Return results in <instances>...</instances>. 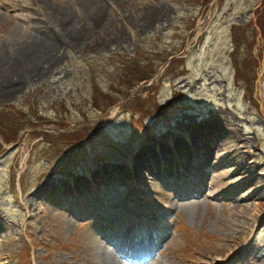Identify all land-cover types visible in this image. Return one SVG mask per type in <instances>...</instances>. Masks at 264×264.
<instances>
[{"label": "rangeland", "instance_id": "obj_1", "mask_svg": "<svg viewBox=\"0 0 264 264\" xmlns=\"http://www.w3.org/2000/svg\"><path fill=\"white\" fill-rule=\"evenodd\" d=\"M147 1L107 2L103 27H95L99 18L80 0H48L76 17L75 37L87 35L78 45L68 43L71 35L60 43L56 66L44 76L22 83L21 74L13 76L2 90L17 89L0 90V125L13 112L20 128L34 125L28 127L55 136L65 131L69 139L41 142L12 123L17 138L9 144L0 131V264H95L97 243L117 240L129 257L156 250L153 259L161 264H264V27L257 22L264 0H152L151 7L167 8L162 15L148 13ZM45 21L64 40L65 25L52 22L40 1L0 0V53L26 38L46 37ZM237 28L255 37L252 46L240 45L256 59L249 81L236 75L231 56ZM162 50L183 57L185 65L167 73ZM151 51L148 61L155 58L158 73L132 88L128 100L98 106L95 87L118 89L130 67L141 76V67L150 68L141 57ZM5 55L15 56L13 48ZM150 96L171 118L151 113L144 118L148 127H141L138 110L123 105ZM227 124L242 137L237 153L222 129ZM205 125L216 128L198 132ZM107 141L124 147V155L110 154ZM200 147H211L209 158L190 160ZM141 152L144 179L133 183L128 170L143 159ZM46 183L50 189L37 195ZM179 193L191 194L200 209L171 207Z\"/></svg>", "mask_w": 264, "mask_h": 264}, {"label": "bare ground", "instance_id": "obj_2", "mask_svg": "<svg viewBox=\"0 0 264 264\" xmlns=\"http://www.w3.org/2000/svg\"><path fill=\"white\" fill-rule=\"evenodd\" d=\"M39 1L40 4L43 6V8H45L47 13L49 14V17L52 20V22L56 23L57 25L58 23H63L65 25L63 29L64 31L63 34L65 35L64 40L62 35L58 31L53 29L48 21H45L46 23L45 29H47L48 32L46 37L44 38L35 37V38H31V40L26 38L23 41H18L15 42V44H10L11 46L7 45L6 49H4L5 51L3 53H0V90L2 91L1 93H6V95H9L12 91L17 89L16 86L12 85L8 89H5V91L2 90L3 87H6V85L9 82L13 81V76L15 74H21V77L19 79L21 83L26 82V80H29L30 78L36 79L38 77L44 76V74L49 73L51 69L55 68L56 66V62L58 61L61 51L60 48H58L60 43H63L64 41L68 42L66 38H69L68 36L71 35L73 38H71L70 42L68 43L72 45H78L79 43H81L82 38L86 37L87 35V31H86V33L83 32L82 36L75 37L78 34L76 32V28L73 29V26L75 25L77 19L75 16H72L73 14L69 12V10L63 7L58 8L56 6H53L50 2H48V0H38V2ZM110 1L112 0H80L81 5H83V7L85 8L86 12L89 13V15L97 16V19L99 18L98 23L101 24L98 26L95 24V27H99V26L103 27L104 18H106L105 3L107 2L110 3ZM113 1L116 4H121V2H124L125 0H113ZM152 3H154L152 0H148L146 3L148 4L146 5V7L149 8L147 10L148 13L149 12L153 13V11L157 10L162 15L163 13L166 14V12L168 11L165 6H157L153 8L151 7L153 6ZM141 23L142 25H145L147 21L144 22V20H142ZM70 27H72V30L74 31L71 34H70ZM49 28H52V31H50ZM92 31H93V26H92ZM11 47L14 50L15 56L5 55L6 52H10ZM46 63H52V64H50V66H45ZM221 119L222 120L225 119L224 114L221 115ZM210 126L211 127L205 125L204 127H201L202 130H198V132L204 130H208V131L215 130L216 127L212 128L213 126L212 125ZM222 129H224V131L228 134L227 143H230V148H234V151L232 152L237 153L241 148L238 145L242 139V137L238 134L237 127L227 124V126ZM181 146L182 145H178L179 148ZM209 148L210 149H208V147L207 148L200 147L199 149L201 150V152L197 150L199 151L198 152L199 156H197L198 155L197 152L193 151L191 153L190 160L191 159L197 160L198 158V160L200 161L199 157L209 158L210 154L212 153L211 147ZM145 151L146 150L144 149V152ZM184 151L185 150H182V154H184ZM144 152H141L143 159H141V156H138L135 159V163L133 164L132 168L128 170L129 171L128 173L130 174L133 183L137 181L138 178H140V180L144 179V167L147 165L146 157L144 159L145 156V154H143ZM178 156L180 158L182 156L181 153H179ZM224 160L225 158L222 159L221 161ZM250 166L251 165L248 164V166L246 167L250 168ZM255 176L258 178L257 175ZM99 177L101 178L100 175ZM253 177L254 176L250 178L253 179ZM49 189H50V184L46 183L44 186L39 188L36 194L40 195ZM195 193L196 192H194V194ZM190 196L191 194L189 193H183V194L179 193L176 195V199H172L170 206L173 207L174 209L182 210V211L188 208L200 209L199 204L191 203L194 201L189 199ZM262 197L264 198V195H262ZM189 212L191 213L192 211L189 210ZM97 246L98 247H96V252H95L97 256L95 264H123L119 259V253L121 252V250L125 251L124 248L120 249L118 245L108 246L103 244L102 242L100 243L98 242ZM143 264H161V262L160 260L150 258V261L148 260Z\"/></svg>", "mask_w": 264, "mask_h": 264}, {"label": "trees", "instance_id": "obj_3", "mask_svg": "<svg viewBox=\"0 0 264 264\" xmlns=\"http://www.w3.org/2000/svg\"><path fill=\"white\" fill-rule=\"evenodd\" d=\"M263 15H264V12L261 13L258 16V20H259L258 24L261 27H264V17H263ZM237 29H238V31L234 33V39H236V41L238 42V45L234 49L233 55H231V56H233L234 59H235L234 66L236 67V70H235L236 71V75H239L240 79H242V80L245 79V80L249 81L250 79H248L246 77V74H249V76L252 77V79H253V69H254V65L256 64V59L253 56V54L251 53L252 50L250 49V47L247 50H245L244 48H241L240 45L244 43L247 46H252L251 43L253 42V38H255V37H254L253 33L248 32V30H246V29H242V28H237ZM250 37H252V38H250ZM244 39H245L246 43L243 42ZM161 52L166 53L167 51L166 50H162ZM154 53L155 52H153V51H151V53L150 52L144 53L142 55V57H141V61H143V60L148 61V59H149L148 55L149 56H151V55L153 56V55H155ZM174 54L175 53L167 52V54L164 55V57L162 59L159 58L160 64L167 62V60L170 58V56H172ZM241 56H243L244 58H241ZM154 60H155V58H153L150 61H148L149 62V66H150L149 69L144 70V68H147V67H141L142 68L141 73H140L141 76H136L137 74L134 73V72H137V70H139V69H137V68L134 69V68L130 67L128 71L129 72L133 71V72H132V74L129 73L128 74L129 76L128 75L126 76V77H129L127 79V82H125V83L123 82L124 84L119 83V86H118L119 88L118 89H115V86L112 87V90L117 93L116 96H114L113 91H105V90H102V89L99 90V88L95 87V89H98V96L95 98V92H94V95H93L92 99L95 98V101L97 102L98 106H100L99 103H101L104 107H107V106H110V104L115 103L117 100H120L121 97L124 98V97L129 96L130 90L132 88L136 87V85L142 83L145 80L151 79L152 77H154L155 73L156 74L158 73V70H157L158 68L154 67V65L156 63L155 62L156 60L155 61ZM126 62H129V60H127ZM183 62H184V59L182 57L181 58H173L172 61H170V63H168L169 66H168L167 73L172 71V70H174L176 72L177 65H179V64L180 65H185ZM133 63L135 64L133 66H140L141 65L140 62H133ZM241 63H242V66H240ZM129 64H130V62H129ZM178 72L179 73L177 75H180L181 73H184L185 72V66H183V68L181 70H179ZM133 79H136V80L133 81ZM252 79H251V81H252ZM252 85H253V83L250 86L252 87ZM150 97H151V100H147L146 98H142V97H137L132 102H127L126 103L128 108H131L134 111L138 110L139 117H137V119L135 118L136 119L135 121H138L139 123H141V124H139V126H142V127H148L147 125L144 124V118L148 114L153 113L157 117H162V118L166 117V114L164 113L165 111L164 112L160 111V108H162L163 106L161 104H158V102L156 100H154L153 96H150ZM100 98H101V100H99ZM150 102H152L151 103V105L153 106L152 109H149V108L145 107V106H149ZM165 108H167V107H165ZM8 114H9V116L6 118V121H8V122L4 126L0 125L1 126L0 127V131L5 135L4 137H5L6 141L10 142L12 140H15L17 138V136L15 135L16 133H15L13 127L11 125H9V124H12V123L13 124H17L19 126V130H21L23 128H27L28 126H31V125H27V126L25 125L23 128H20V127H22V125L20 126L19 122H17L18 116H16L13 112H9ZM37 120H38V118H37ZM39 120L41 121L40 123H42V120L41 119H39ZM29 124H31V123H29ZM4 127H6L7 130L4 129ZM77 131H80V130H77ZM58 132H59V130H58ZM65 133L66 132L63 131V132H60V134L58 133L59 134L58 136H55V135H53L50 132L37 131V130L34 131L35 135L42 134V135L45 136V138L51 139L52 141H54L52 143H55V144L56 143H60V141H62L63 139L64 140H68L69 139V137H67V136H64V138L62 137L63 135H65ZM77 133L78 132H75L73 134H77ZM70 145L68 144L69 147H70ZM61 152H64V151H61ZM83 155L86 156L85 154H83ZM66 158H67L66 160H68L69 158L73 159L74 157H73V155L72 156L68 155Z\"/></svg>", "mask_w": 264, "mask_h": 264}]
</instances>
